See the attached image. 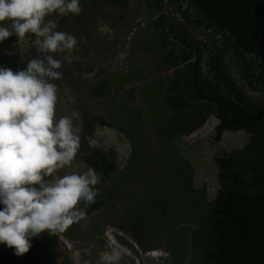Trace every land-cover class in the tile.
I'll return each instance as SVG.
<instances>
[{"label":"rangeland","instance_id":"1","mask_svg":"<svg viewBox=\"0 0 264 264\" xmlns=\"http://www.w3.org/2000/svg\"><path fill=\"white\" fill-rule=\"evenodd\" d=\"M79 2L78 15L45 17L56 23L54 31L75 36L70 52H42L30 33L0 42V67L23 69L29 59L47 55L61 62L56 70L61 78L49 82L58 87L56 116L72 110L79 115L80 147L73 166H89L84 158L103 152L117 167L108 177L99 175L93 202H77L82 218L35 239L57 250L59 264H97L112 238L125 250L119 264H204L206 221L219 188L215 157L242 150L249 135L228 132L216 143L218 122L209 106H198L207 110L196 120L193 111L169 113L160 125L154 122L148 101L165 94L173 71L165 69L164 59L181 49L173 36L163 42L160 18L177 35L209 45L210 51L223 50L226 68L251 100L264 104V93L248 86L241 60L221 35L194 24L193 10L187 19L175 0H161L159 8L154 0H121L115 7L98 0ZM179 4L187 8L186 2ZM100 25L107 30L98 31ZM258 166L244 171L246 192L264 198V187L254 183ZM157 250L163 259L150 256ZM77 251L78 262L73 258Z\"/></svg>","mask_w":264,"mask_h":264},{"label":"trees","instance_id":"2","mask_svg":"<svg viewBox=\"0 0 264 264\" xmlns=\"http://www.w3.org/2000/svg\"><path fill=\"white\" fill-rule=\"evenodd\" d=\"M98 1L113 7L121 4V0ZM154 1L159 8L161 0ZM175 1L187 19L193 10L194 24L221 35L225 45L241 60L248 86L264 93V0ZM180 1L187 3L185 10ZM160 24L163 42L173 36L181 49L169 52L164 59L165 69L173 71L165 94L148 101L154 122L160 125L169 113L189 111H197L194 117L197 119L207 110L198 106H209V110L215 108L218 121L214 129L216 143L222 142L226 132L249 135L242 150L215 157L219 188L206 221L204 264H264V198L246 192L249 183L244 175L251 164L259 163L254 183L264 187V104L251 100L233 79L226 68L223 50L215 47L210 51L209 45L177 35L176 29L163 18ZM84 160L105 177L117 169L103 152H94ZM31 243L29 252L19 257L12 249L0 245V264H59L56 249L35 238Z\"/></svg>","mask_w":264,"mask_h":264},{"label":"clouds","instance_id":"3","mask_svg":"<svg viewBox=\"0 0 264 264\" xmlns=\"http://www.w3.org/2000/svg\"><path fill=\"white\" fill-rule=\"evenodd\" d=\"M81 10L79 0H0V42L30 33L42 52H70L75 36L54 31L56 23L45 17ZM44 60L29 59L17 70L0 67V245L18 257L29 252L33 238L82 218L77 202H93L99 181L91 166H73L80 147L79 115L72 110L56 116L58 87L49 81L61 78L56 71L61 62L51 55ZM62 169L65 173L57 174ZM123 251L111 247L99 254L97 264H119ZM73 258L78 262L80 253Z\"/></svg>","mask_w":264,"mask_h":264},{"label":"built area","instance_id":"4","mask_svg":"<svg viewBox=\"0 0 264 264\" xmlns=\"http://www.w3.org/2000/svg\"><path fill=\"white\" fill-rule=\"evenodd\" d=\"M249 58H251V57L249 56ZM255 68H257V62H256ZM150 256H152V258L159 259V260H161V259H163L165 257L158 250L157 251H152Z\"/></svg>","mask_w":264,"mask_h":264},{"label":"bare ground","instance_id":"5","mask_svg":"<svg viewBox=\"0 0 264 264\" xmlns=\"http://www.w3.org/2000/svg\"><path fill=\"white\" fill-rule=\"evenodd\" d=\"M110 246L111 247L122 248L121 246H119V245L116 244V242L113 240V238L111 239ZM123 250H124V248H123ZM124 256H125V250L123 251L121 258H123Z\"/></svg>","mask_w":264,"mask_h":264},{"label":"crops","instance_id":"6","mask_svg":"<svg viewBox=\"0 0 264 264\" xmlns=\"http://www.w3.org/2000/svg\"><path fill=\"white\" fill-rule=\"evenodd\" d=\"M189 112H193V111H189ZM189 112H185V113H189ZM175 113H180V112H175ZM185 113H184V114H185ZM197 119H198V118H197ZM194 120H196V119L194 118ZM217 122H218V121H217ZM226 133H228V132H226ZM226 133H225V134H226Z\"/></svg>","mask_w":264,"mask_h":264}]
</instances>
